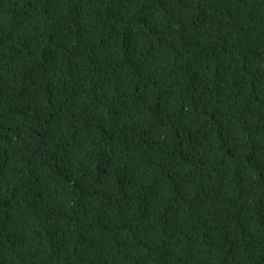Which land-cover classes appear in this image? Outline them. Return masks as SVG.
<instances>
[{"label": "trees", "instance_id": "trees-1", "mask_svg": "<svg viewBox=\"0 0 264 264\" xmlns=\"http://www.w3.org/2000/svg\"><path fill=\"white\" fill-rule=\"evenodd\" d=\"M0 264H264V0H0Z\"/></svg>", "mask_w": 264, "mask_h": 264}]
</instances>
